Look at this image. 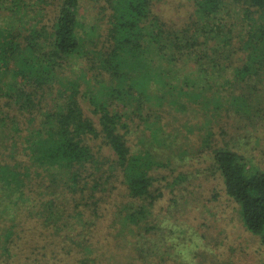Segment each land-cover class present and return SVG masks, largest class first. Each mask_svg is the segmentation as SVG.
<instances>
[{"label": "trees", "instance_id": "16d2710c", "mask_svg": "<svg viewBox=\"0 0 264 264\" xmlns=\"http://www.w3.org/2000/svg\"><path fill=\"white\" fill-rule=\"evenodd\" d=\"M156 1L119 0L104 42L95 49L78 32L81 0H62L53 22L39 27L42 14L33 4L13 0V6L4 5L14 9V22L17 12L23 14L19 21L32 13L40 29L25 47L0 35V78H8L0 89L8 99L0 102V236L5 233L6 258L16 237L28 247L39 246L35 231L41 228L55 243L94 252L102 245L92 240L99 232V212L110 203L116 182L128 195L125 224L157 226L151 225L158 197L152 173L158 165L156 147L146 145L144 153L133 149L128 134L136 120H126L128 106L137 102L134 96L141 92L146 101L153 82L160 104L192 99L208 117L224 105L228 112L234 104L248 105L247 96L235 92L228 101L217 98V82H264V0H191L194 10L181 27L155 12ZM81 57L88 67L82 77L91 80L92 74L96 80L89 90L75 81ZM90 94L98 119L81 102ZM141 110L139 105L136 111ZM151 116L154 140L173 142L166 124L160 125L161 116ZM236 141L213 147V165L240 205L246 228L264 244V170ZM144 239L128 243L142 246Z\"/></svg>", "mask_w": 264, "mask_h": 264}, {"label": "rangeland", "instance_id": "374dc122", "mask_svg": "<svg viewBox=\"0 0 264 264\" xmlns=\"http://www.w3.org/2000/svg\"><path fill=\"white\" fill-rule=\"evenodd\" d=\"M25 1L35 6V13L41 11L42 22H36L39 27L43 22H53L57 5L62 0ZM118 1L81 0L78 32L89 42L87 47L95 49L102 46ZM4 5L13 6V0L0 1V35H7L6 40H19L25 47L28 37L39 29L34 22L36 17L31 18L33 14L29 13V19L25 18L28 21H19L23 14L17 12L18 19L14 22V9L10 12L4 9ZM153 7L164 21L170 25L175 23L177 27L183 26L190 11L194 10L191 0H158ZM82 58L76 60L78 77L75 78L79 80L75 81L79 83V89L89 90L94 88L96 80L92 74L91 80L82 77L83 71L88 70ZM5 81L8 78H0V89ZM237 84L235 82L230 86L224 81L217 82L215 96L228 101L234 92L245 95L248 98L247 107L243 109L230 104L232 112H228L225 109L228 105H224L214 110L210 117L200 114L197 102L190 101L192 99L173 98L160 104L159 87L154 82L145 91L149 96L146 101L139 97L140 92L134 96L137 102L128 106L126 120L132 117L136 120V125L131 122L132 130L128 134L130 145L142 153L146 151V145L156 147L154 150L158 155L155 158L158 165L152 170L157 178L155 187L158 188L155 193L158 197L151 208L156 218L155 222L151 218V225L157 224L154 229L144 222L125 224L126 211L123 207L128 204V195L125 188L116 182L118 188L112 194L110 203L102 206L99 212L101 220L96 228L99 232L92 240L102 245L94 248V252L80 251L79 246L70 243H55L45 235L47 230L41 228L35 231L39 246L28 247L25 239L16 237L7 258L3 250L5 233L0 236V264L263 263L264 244L260 236L246 228L240 205L227 194L224 181L213 165V147L232 143L236 138L241 151L248 155L254 165L264 170V82L251 78L242 86ZM91 95H82L81 102L85 112L98 119L95 107L87 98ZM6 101L7 97L1 94L0 102ZM139 105L142 110L138 112L136 109ZM155 112L161 116L160 125L166 124L173 142L164 145L154 140L152 132L155 131V120H151V115ZM203 122L205 125H202ZM175 136L179 142H176ZM2 148L0 143V153L4 152ZM109 152L106 151V154ZM116 192L123 195H116ZM174 199L177 203H174ZM141 238H145L143 245H138L141 247L128 243Z\"/></svg>", "mask_w": 264, "mask_h": 264}]
</instances>
